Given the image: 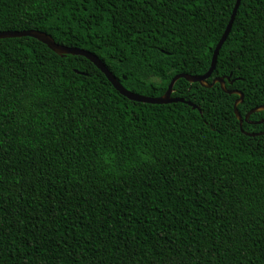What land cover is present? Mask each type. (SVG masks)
I'll use <instances>...</instances> for the list:
<instances>
[{"label":"trees","instance_id":"trees-1","mask_svg":"<svg viewBox=\"0 0 264 264\" xmlns=\"http://www.w3.org/2000/svg\"><path fill=\"white\" fill-rule=\"evenodd\" d=\"M236 2L0 0V32L160 97L208 72ZM216 78L243 118L264 106V0L241 1ZM172 96L200 111L0 39V264H264V111L242 132L219 84Z\"/></svg>","mask_w":264,"mask_h":264},{"label":"water","instance_id":"water-1","mask_svg":"<svg viewBox=\"0 0 264 264\" xmlns=\"http://www.w3.org/2000/svg\"><path fill=\"white\" fill-rule=\"evenodd\" d=\"M241 1L242 0H237V2H236L235 8L233 10L229 24L225 30V33L223 34L221 40L219 41V43H218V45L214 51L211 66H210V69L208 70V72L202 76H192V75H188V74L176 75L172 79V81L170 82L168 89L165 92V94L160 96V97H148V96L136 94V93L129 91L128 89H126L121 84V82L116 78V76H114L110 72V70L107 68L105 63H103V61L98 56L94 55L93 53H91L89 51L83 50V49L70 48V47H67L64 45H60V44L56 43V41L54 40V38L51 35H49L45 32L36 31V30L22 31V32H0V39L22 38V37L34 38V39L38 40L39 42L45 44L51 51H53L54 53H56L59 56H66V55L82 56V57L88 59L90 62H92L107 77L109 82L114 86V88L122 96H124V97H126L129 100L134 101V102L154 104V105H166V104L182 102V103H186V104L192 106L193 109H198L200 111V109L196 105H194L190 102H186L184 99L175 98L172 96V94L174 93V86H175L176 82L180 79H185L190 83H199V84H201V86H203L205 88H212L216 84H219L225 93H227L229 95L239 96V98L235 101V104H234V113H235V115H236V117L240 123L241 131L244 132L242 130L244 121L247 122L252 114L264 111V106L253 109L243 118L242 115L240 114L239 110H238V106L244 101V94L241 93L240 91H229L226 88V82H225L224 78H216L213 80L212 83H208L209 78L212 76L213 72L216 69L220 50H221L222 46L224 45V43L226 42V40H227L231 30H232V27H233V24L235 21V17L237 15L238 9L240 7ZM259 123H264V121H261ZM245 134L248 136H251V137L256 136L254 134H249V133H245ZM262 134H264V132Z\"/></svg>","mask_w":264,"mask_h":264}]
</instances>
